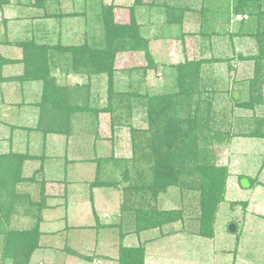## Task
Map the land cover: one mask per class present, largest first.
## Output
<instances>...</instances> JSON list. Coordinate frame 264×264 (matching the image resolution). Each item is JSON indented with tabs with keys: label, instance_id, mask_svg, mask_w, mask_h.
I'll list each match as a JSON object with an SVG mask.
<instances>
[{
	"label": "trees",
	"instance_id": "obj_1",
	"mask_svg": "<svg viewBox=\"0 0 264 264\" xmlns=\"http://www.w3.org/2000/svg\"><path fill=\"white\" fill-rule=\"evenodd\" d=\"M213 1L219 6L220 12H216V5L214 7L219 16L209 24V31H201L199 36L209 40L220 36L222 30H216V23L241 16L238 27L229 32V23L226 32L230 40L235 37L255 40L256 51L245 55L236 53L234 45H228L225 52H232L231 56L226 54L224 58H207L201 53L198 60L185 59L175 66L171 65L176 73V93L140 95L137 89L115 90L118 71L115 61L119 53L142 51L148 63L144 72L157 69L148 41L140 34L135 15L136 8L143 4V0H134L129 7L128 23L118 22L116 6L106 5L104 0H25L23 6L35 9L41 18L62 19L81 15L86 16L88 21L90 13L94 14L96 22L101 26V39L89 41L86 38L83 44L70 46H62L60 43L50 46L52 44L37 43L33 38L9 43L23 51L25 70L16 80L22 83H42V94L35 104L39 111L37 126L31 131L40 133L44 140L50 135L69 138L76 120L85 118L91 123L89 131L98 137L100 116L106 114L111 123L109 139L116 146L122 138V131L128 128L131 136L130 157H115L114 153L109 158L100 159L98 168H103L111 177L100 184H94L100 187L109 185L123 192V211H128L135 219L137 233L186 221L181 209L160 210V198L174 190L181 197L190 194L188 192L198 194V236L212 239L216 214L227 193L230 173L227 166L216 165L211 148L227 144L236 137L264 139V118L255 114L257 107L264 106V0ZM9 3L10 0H0V6ZM234 60L251 62L252 77L235 82L233 88L221 91L215 85L217 78L212 66L229 63V72L235 71L232 65ZM11 62L0 57V68ZM61 62L68 65L70 72L83 76L87 83L78 88L59 86L53 68ZM93 78H105L107 81V92L102 101L90 93V81ZM240 85L244 87L240 95L242 98L235 99L231 95L230 100L220 95L222 92L227 96L233 94V90ZM134 98L143 101L146 107L145 129H139L131 123ZM221 102L231 107V111L226 108L220 110L224 106L219 105ZM236 109L253 112V118L247 119L241 134L231 132L234 124L230 118ZM123 111L125 114H122ZM222 118H226L225 121ZM40 159L43 158L29 153L10 151L0 154L1 225L31 212L30 216H34L32 219L37 220L36 227H40L41 212L47 201L45 185L40 187V201H34L31 194L18 190L20 185L38 183L36 176L42 172L43 167L31 177H26L24 164ZM40 234L36 228L32 231H8L4 237L10 249L25 251L24 257L28 264L38 248ZM144 258L143 245L122 247L119 252L120 264H144Z\"/></svg>",
	"mask_w": 264,
	"mask_h": 264
},
{
	"label": "rangeland",
	"instance_id": "obj_2",
	"mask_svg": "<svg viewBox=\"0 0 264 264\" xmlns=\"http://www.w3.org/2000/svg\"><path fill=\"white\" fill-rule=\"evenodd\" d=\"M18 1L23 2L24 0H11L10 5L0 6V45H5V41L14 44L17 40H26L31 39L32 37L35 38L37 43H48V39H53L55 42L51 43L52 45L50 46L58 44V38H61L60 43L62 46L75 45L78 41L82 40L85 32L84 17H72L64 19L63 23H59L54 19L35 16L33 10L25 8L20 5ZM116 1H120L123 4H131L132 2V0ZM156 1L159 4L164 2V0ZM216 3L217 2L213 0H181L175 3V5L191 6L195 11L201 10V8L204 7L202 14L208 16L211 20L210 22H212V20L214 22V19L219 16V14H216L214 11ZM167 4L174 5L172 0L168 1ZM216 8V12H220L218 9L219 6L216 5ZM116 12L119 16L116 17L118 22L128 23V21H130V11L127 8L124 10V8L119 7L116 9ZM135 15L138 18L139 24L141 23L142 25V33L147 36V39H149L148 37H151L149 50L152 59L157 65V69H148L147 72H144L148 63L146 62L143 56L144 52L142 51H137L136 53H119L115 61V68L118 70L115 76L116 91L137 89L140 95H146V93L153 95L161 92L176 93V73L172 66L179 64L185 58L198 60L201 57V53L205 56H210L213 52L217 55L227 54L225 50L228 45H223L224 42L222 43L221 40H218L219 42L215 45V42L208 39L205 40L198 38L195 40V38L192 39V37L184 35L188 31H194L197 33L200 32V30L197 25H181L183 22L182 18H180L179 23H177V21L173 22L172 19L165 17L166 13L162 16L157 12V9L148 10L146 8L145 12H140L139 7L136 8ZM192 17H194V15ZM200 19L201 17L199 16V21ZM237 19H241V17H237ZM3 20L5 21V24L2 22ZM92 22L93 28L97 29L96 35L98 37L96 36V39L100 40L101 26L96 22L94 24V21ZM196 23L198 24V21H196ZM229 23L230 28H235L239 25V21L235 20L234 17L233 20L226 22L223 21L222 23H216L215 25L219 24L218 31L222 29V32L226 34V25ZM47 37L49 38L47 39ZM222 38L224 39V36ZM253 42V40H248L246 45H243L242 48H240V51L249 54L250 47L254 46L253 44L255 42ZM252 51L254 52L255 50ZM227 55L231 56L232 52ZM19 56L20 54H18L17 57ZM228 64L229 63H223L212 66L216 73L215 77L217 78V83L215 85H217L218 89L220 88L221 91L233 88L235 82L239 83L240 80H247V78L252 77L253 66L250 62L247 63L234 60L232 65L234 64L236 70L231 72L228 70ZM141 65L144 67H139ZM17 68L18 67H14V69ZM61 68L62 70L58 73V69ZM61 68L54 70V75L57 78L59 77L58 81L60 84H65L66 81L69 85L81 82L79 78L73 77L72 75L68 78L58 76L59 74L63 75L64 71H69L68 65L62 64V62ZM139 69L140 73L138 75L137 71H139ZM84 82L86 84L87 80ZM17 85L18 87L20 86V84L16 83L15 86ZM15 90H17V88H15ZM91 90L93 96L102 101L107 92L106 79H93L91 82ZM243 90L244 87L240 85L233 90V94H228L227 96L225 92H222L220 95H222L223 98L227 97L230 99L231 95L234 97L235 94H237L239 99L242 98ZM17 91L20 92V88ZM13 96L14 97L11 96V100H19V97L16 94ZM1 97L2 96L0 95V101ZM8 100H10L9 97ZM23 100L24 99H20L19 102H22ZM26 101L28 100L26 99ZM99 103L103 106L102 102ZM143 103V101L138 100L137 98L132 99L131 123L139 129H145L147 126L146 107ZM221 104L224 106H222L220 110L226 108L228 111H231V107L229 108V106H225L223 102L219 103V105ZM16 106L11 108V110L9 109L8 112L6 110L7 107L5 108V106L0 104L1 121L20 126L19 120H21L22 125L26 127H34L36 119H33V115L28 114V116H23V112H21L20 119L18 113L20 107H18V105ZM26 110L29 111V113H34L36 109L30 107ZM124 110L126 111V109ZM122 114H125V112L123 111ZM255 114L260 118H264V106L258 107ZM252 116L253 112L236 109L234 115L230 118L231 121L233 120L234 124H231V132L236 134L243 133L245 130L244 123L248 122L247 119L253 118ZM224 119L222 118L221 120L225 121ZM237 120H239L238 123ZM89 124L90 121L88 119L84 118L80 121L77 120L75 128L78 129L73 131L74 136L77 135L75 138H73V135L70 140H66L67 138L61 136H49L46 140V148L45 144H43V141L45 142V140L40 133H28L22 129L8 128L7 126L0 124V153L7 150L10 134H12L14 140H16L15 146L13 147V150L15 151H27V147H30V145H28L30 142V144H32V153L37 154L38 156H42L45 153L47 156L49 155L53 157V159L46 162L38 161L37 163H31L28 171L29 173H32L34 168L39 169L41 165L43 169L45 168V176L49 180L50 178L56 177L64 178L66 166L63 167L65 165V160L63 158L65 157V154L70 156L69 159L72 157L74 158L75 156L82 157L79 153L80 150L84 152L83 149H89L88 146L90 144L92 146L93 144H96L97 146L100 143L99 155L102 157H109L108 155L114 154L118 147L123 149V151H118L121 154V157H127L125 154L126 150L129 151L130 157L131 136L128 128H124L122 131V138L117 141L116 146H113V142L109 139L111 135V123L106 114L100 116V126L98 128L100 133L98 139H96L97 135H94L93 132L89 131ZM238 124L239 126H237ZM82 133H85V135ZM74 139H78V141H74ZM101 140H104V142L102 143ZM94 148L97 150L96 147ZM211 149L213 150V160L216 165L227 166L228 169L230 168L229 172L231 174L227 185L226 199L224 198V201L220 203L216 214L214 237L212 239H207L198 236V217L200 212L198 194H196V192H188L190 194H185L181 197L180 194L178 195L177 192L172 190L168 195L163 196L164 199L160 201L159 205L160 210L181 209L185 213V220H187L184 223L178 222L167 225L162 231V234L165 235L162 237L164 239L148 245L147 250L149 253V259H147V262H149V264H151V262H154V264H264V218L263 220L258 218L262 214L264 215V173L263 176L261 175L259 178L261 184L258 186L251 188L250 185L249 187H244L241 184L242 179H247L249 181L246 177L255 180L257 172L260 169L259 166H262L264 160V140L236 137L227 144L216 145ZM73 169L75 170L74 172ZM68 170L71 172L68 176L71 181H93L95 178L94 164L91 163H79L72 167V169L69 167ZM237 173L240 174L236 175ZM239 175L245 176H243L244 178H242L240 182L238 178ZM99 179L106 180L105 176ZM85 187V190L87 191L88 186ZM57 189L61 190L62 187L58 186ZM88 192H91V190L89 189ZM99 192L100 191H97L98 198L96 199L97 202H95V205L99 206L97 207V210L98 215H100L101 223L106 224L111 222V219H103L102 216L104 212L113 213L117 210L118 204H120V199L119 195L113 190L107 191L105 195L100 192V196ZM59 194L61 195L62 192L58 191L56 197H58ZM73 194L75 195L77 192L73 191ZM78 196L81 197V195ZM88 198L90 199V194H88V197L85 198V200H82L81 198L73 200V202H75L73 205V212L71 213L73 218L79 219L80 217L84 218L90 215L89 203L91 204V201ZM98 199L100 200L98 201ZM238 202H244L247 204L245 211L243 210L239 212V209H235V205H238ZM255 212L258 214V217L252 216ZM107 215L108 214L105 215V218L109 217V215ZM88 218L90 219V216ZM32 221L31 224L25 221H20L21 224H19V222L16 224L15 220H13V222L10 220L7 224H0V231L2 230V232H0V264H27V260L24 257L25 251H16L7 247L5 242L6 236L4 237V235L12 230L32 231L36 228L40 230V227H36L37 220L35 219ZM81 222L87 224L88 219L84 218ZM231 223L237 224L236 233L232 234L228 231V226ZM107 228L108 227L105 225L100 230H93L92 234L86 231L80 233L77 230H72L66 233H63V231L55 232V234H50V236L47 234L43 235L40 230V235L43 236H41L38 248L35 250L37 254L36 256L34 255L35 252L32 254L28 264H79L81 259L78 255L79 253H83V250L86 251L85 255L87 256L96 254L95 258H97V256L101 258L104 255L101 252L99 253L100 249L98 246H101L103 243L106 246L112 244V236L109 233L111 231H107ZM44 230H48V227L45 226ZM156 233L159 234V232ZM156 233H152L153 238L158 237ZM132 237L134 236L129 237L126 244H135ZM87 240L89 241L87 242ZM115 243H118V240H116ZM96 247L98 248L96 249ZM114 247L115 246L112 244L113 252L115 251L118 253V249ZM54 250H56V252H54L55 255L53 253ZM113 252H111V254ZM6 255L10 257H5ZM65 258L67 260L65 263H62L61 260H64ZM99 261L100 260H97V262ZM81 264H84V262ZM85 264H96V261L91 263L85 262Z\"/></svg>",
	"mask_w": 264,
	"mask_h": 264
},
{
	"label": "crops",
	"instance_id": "obj_3",
	"mask_svg": "<svg viewBox=\"0 0 264 264\" xmlns=\"http://www.w3.org/2000/svg\"><path fill=\"white\" fill-rule=\"evenodd\" d=\"M24 1L23 2L22 1H20V2L18 1V2H19L20 5L23 6V3H25ZM168 1H170V0H164L163 3L159 4L156 0H143V2H142L143 4L141 6H138V7L140 9V12H142V11L145 12L146 8L148 10H156L157 9V12H159L162 16H164L165 13H166L165 17L172 19L173 22L177 21V23H179L180 18H182L183 22L181 23V25L182 24L183 25H186V24H188V25H197V27L199 28L200 32L201 31L205 32L206 30L209 31V24H211V22H210L211 20L209 19L208 16H204L202 14L203 13V7L201 8V10L195 11V9L194 8L192 9L191 6H177V5H175V3H177V2H179L181 0H172L174 5H172V4L168 5L167 4ZM104 2H105L106 5L113 4V5L116 6V9L121 7V8H124V10H126V8L129 10V7H131L133 5V3H134L133 0H132L131 4L130 3L123 4L120 1H116V0H104ZM10 4H11V0H10V3L8 5H10ZM24 7L28 8L29 10H33L35 12L34 13L35 16H38V14H40L35 9L29 8V7H26V6H24ZM151 7H154V8H151ZM116 9H115L116 17H119L117 15ZM165 11H167V12H165ZM91 12H93V11H91ZM174 13H176V14H174ZM193 15H194V17H192ZM199 16L201 17L200 21H199ZM79 17H84V20H85L84 21L85 32L83 34L82 40L78 41L77 44H75V45L83 44L86 38H88L89 41H91L92 39H96L98 37L96 35L97 34V29L93 28V22L92 21H94V24L96 22L94 14L90 13L88 21L85 19L86 16H81L80 15V16H74L73 18H79ZM237 17H241V16H235V20L240 22L241 19H237ZM69 18H72V17H69ZM69 18H62V19L50 18V19H54V20H57V22H59V23H63L64 19H69ZM136 19H137V23H138V25L140 27L141 36L144 39H146L148 41V44L150 45L151 37H148L149 39L146 38L147 36L144 35L142 33V31H141V26H142L141 23L139 24L137 17H136ZM196 21H198V24L196 23ZM2 22L5 24L4 20ZM215 28H216L217 31L219 30V26L218 25H216ZM235 29H236V27L235 28H230V29H228V31L231 32V30L233 31ZM220 30H222V29H220ZM200 32L195 33L194 31L193 32H189L188 31L184 35H187V37H192V39L195 38V40L198 39V38L206 40V38H201V36H199ZM223 33L224 32H221L220 36L211 38L210 41L215 42L214 43L215 45L219 42L218 40H221L222 43L224 42L223 45H234L236 53H242L243 51H240L241 50L240 48H242L243 45H246V42L248 40H252V39H248V38L239 39L237 37L233 38V40H230V38L228 36V33L227 34H225V33L223 34ZM223 36H224V39L222 38ZM48 38L49 37H47V39ZM33 39H35V38H33ZM79 39H80V37H79ZM26 40H28V39H26ZM17 41H24V40H17ZM47 41H48V43H45V44H51V43L55 42V41H53V39H48ZM253 41L255 42V40H253ZM57 42L60 43L61 42V38H58ZM4 44L5 45H0V57L3 58V59H6V60H11L12 62L9 63V64H3L2 67L0 68V95L2 96L0 104L2 106H5V108L7 107L6 110L8 112H9V109L11 110V108H13L14 106L18 105V107H20L19 111H18L19 117L21 115V112H23V116H25V115L28 116V114H31V115H33V119H36V122H35L36 124H34V127H26V126L22 125V121L18 119L19 122H20V126H17V124H10L8 122H3V121H1V118H0V124L4 125V126H7L8 128L10 127V128H14V129H22V130H25L28 133L29 132H34V131H31V129L33 130V129L36 128L37 119H38V113H39L38 108L35 106V104L40 100V97H41V94H42V83L41 82H37V81H34V82L33 81H25V82L22 83L19 80H16L18 77L23 75L24 70H25L24 62H22V60H23V51H22V49L20 47H18L16 45H11V44L9 45V43L7 41H5ZM253 45L254 46L250 47L251 49L249 50V52H250L249 54H251L253 52L252 50L256 51V42ZM18 54H20L21 57L20 56L17 57ZM243 54L248 55L247 53H243ZM200 55L202 56V54H200ZM224 55L225 54L217 55L215 52H213L210 56H206V57L207 58H212V57H214V58L222 57L223 58ZM143 56L145 58L144 54H143ZM183 61H181V62H183ZM247 63H249V62H247ZM62 64H64V63H62ZM19 66H22V67H19ZM142 66L143 65H141L139 67H142ZM252 66H253V64H252ZM14 67H18V68L14 69ZM58 68H61V63H59L58 66H56V68H53V75H54V70L58 69ZM60 70H62V68L58 69V73H60L59 72ZM139 73H140V69H139V71H137L138 75H139ZM70 75H72L73 77L79 78L81 80V82H76V83H73V84L69 85L67 83V81H66L65 84H60L59 81H58L59 77L57 78L55 75L54 76L57 79V84L59 86H69L71 88H78V87H81L83 84H85L84 81H86V79L83 76H81L79 74H75V73L70 72V71H68V72L64 71L63 75L59 74L58 76H63V77L68 78ZM93 79H95V78H93ZM93 79L90 81V93L91 94H92L91 82L93 81ZM16 83L20 84V86L19 87H18V85L15 86ZM15 88H17V90L20 88V92L15 90ZM15 94L19 97V100L20 99H24V100L22 102H19V100H11V96L14 97L13 95H15ZM8 97H9L10 100H8ZM26 99L28 101H26ZM30 107H33V108L36 109L34 113H29V111L26 110V109H29ZM259 110H260V108H259ZM102 115H105V114H102ZM106 116H108V115H106ZM20 119H21V117H20ZM76 122H77V120H76ZM99 123H100V121H99ZM75 129H78V128H75V125H74L72 127V133H71L70 137L67 138L66 140H68V139L70 140L72 138V135L74 136L73 131ZM82 134L85 135V133H82ZM50 136H53V135H50ZM76 136L77 135H75L73 138H75ZM88 136H90V135H88ZM61 137H64V136H61ZM96 139H98V137H96ZM252 139H256V138H252ZM46 140H47V138H46ZM46 140H45V142L43 141V144H45V148L47 147ZM258 140H264V139H258ZM15 141L16 140H14L13 135L10 134L9 135V140H8V148H7V150H5L3 153H0V154H5V153H8L10 151L19 152V151L13 150L14 149L13 147L15 146ZM74 141H78V139L77 140L74 139ZM1 142H6V141H1ZM101 142L103 143L104 140H101ZM65 144H67V143H65ZM28 145H30V147L29 146L27 147L28 148L27 151L19 152V153H23V154L24 153H29V154L33 155L34 157H42L43 159L42 160L41 159L38 160L39 162L40 161L46 162V161H49V160L53 159V157H51L49 155L47 156V154H45V153L42 156H38L37 154L32 153L31 152V145L32 144H30V142H29ZM88 147H89L90 150L89 149H83L84 152H82L81 150L79 152L80 155H82V157H84L86 160L84 158H82L81 156L80 157L79 156H75L74 158L72 157V158L69 159L70 156L65 154V157L63 158L65 160V165L63 167L66 166L65 172H64V178L56 177V178H50V180H49L45 176L46 173H45V168H44L42 170V172L38 173L37 176H36V179L38 181L37 184H34V185H27V184L20 185L18 187V190H21V191H24L26 193L31 194L34 201H40V197H41V194H39L40 187L42 186V184L45 185V196L47 197V201H46L45 207L42 209L41 221H40V224H39L41 233L43 235L47 234L48 236H50V234H53V233L55 234V232L63 231V233H66V232H69V231H72V230H77L80 233H82L83 231H86V232H89L90 234H92L93 230H95V229H97V230L99 229L100 230L105 225L108 227L107 231H111L109 233L112 236L111 243L113 244V246H115L114 248L118 249V253L115 252V251H114L115 253L113 252L112 244L106 246L103 243L101 246H98L99 249H100L99 253L100 252L103 253V255H104L103 257L99 258L97 256V258H95L96 254L91 255V256H87V255H85L86 251L83 250L84 252L83 253H79V255H78L80 257V259H81L79 261L80 263L78 262L79 264H81L83 262H84V264H85V262L91 263L93 261H96V264H119V250L122 247H124V248H135V247H138L140 245H143L144 248H145L144 264H149V262H147V259H149V253H148L147 247H148V245H150L153 242H156V241H159L161 239H164V238H162L163 237L162 236V231L164 230V227L162 229L155 228V229H152V230L141 231V232L137 233L136 225L134 223L135 219L130 215V213L128 211L127 212L123 211L124 204H125L124 200H123V192L121 190L115 189L114 187H110L108 184H106V185H108L106 187H100V185H95L94 184L95 182H99V184H100L103 181V180H99V178H101V177L105 176V179L107 177H111V175L110 176L107 175V173L105 172V170L103 168H98L99 167V163L98 162H99L100 159L111 157L112 154L108 155L109 157L100 156L99 155L100 154V151H99L100 143L97 146H96V144H93V146L90 144ZM94 147H96L97 150H95ZM119 150L123 151V149L118 147L116 149V152H115V157H121V154L118 152ZM125 154H126L127 157H129V151L126 150ZM58 158H60V157H58ZM38 161H28V162H26L24 164V175L26 177H31L34 174V172H36L38 170L37 168H34L32 173L31 172L29 173V171H28L29 168H30L31 163H37ZM79 163H91V164H94L95 178L93 179V181L75 182V181L69 180L68 176H69V173L71 174V172H70V170H68V168L71 167V169H72V167H74L76 164H79ZM40 167H42V166L40 165ZM259 168H258L259 170L257 172L255 180H253V179L251 180V178L246 177L252 183V184H250L251 188L261 184V182H259V178H260L261 175L263 176V173H264L263 172L264 171V160H263L262 166H259ZM98 169H100V170H98ZM229 170H230V168H229ZM74 171L75 170L73 169V172ZM238 174H240V173H237L236 175H238ZM243 176L239 175L238 178H240V177L244 178L245 176L244 177ZM229 177H231V176H229ZM228 183H229V179H228L227 185H228ZM58 186L62 187V189L61 190L57 189ZM85 186H88L87 191L85 190L86 189ZM89 189L91 190V192H88ZM109 190H113L119 195L120 204H118L117 210H115L113 213L104 212L102 218L103 219H111V222H108V223L104 224V223H101L100 215H98V210H97V207H99V206L95 205V202H97L96 199L98 198L97 191H100V192H102L105 195V193L107 191H109ZM58 191L62 192V194L61 195L59 194V196L56 197V194H58ZM73 191L77 192V194L74 195ZM100 192H99V196H100ZM88 194H90V199L89 198L88 199L91 201V204L89 203V206H90V212H89L90 219L88 218L89 216L88 217H84V218L88 219L87 224H84V223L81 222L84 218H81V217L79 219L73 218L71 213L73 212V205L75 203V202H73V200L80 199V198L82 200H85V198L88 197ZM78 195H81V197H79ZM163 199H164V197L162 196V198H160V201H162ZM225 199H226V197H225ZM99 200L100 199H98V201ZM159 205H160V203H159ZM236 208H237V210L239 209V212L243 211V210L245 211L246 208H247V204H245L244 202H238V205H235V209ZM106 214H108L109 217L105 218ZM254 214H256V215H254ZM254 214L252 215L253 217H258V214L256 212ZM183 215H184V220H185V213ZM32 218L33 217L30 216V214L29 215H25V216H21V217H17V218H15V223L17 224L19 222V224H21L20 221L21 222L25 221V222H28L29 224H31L33 222L32 220H34ZM258 218L263 220L264 215L262 214ZM180 223H182V222H180ZM45 226L48 227V230H44ZM83 228H85V229H83ZM153 232L154 233L159 232V234L156 233V235H158L159 238L158 237L157 238L156 237L153 238V236H152ZM43 235H41V236H43ZM131 236L135 237V238L132 237L134 239V241H135V244L128 245L126 243H127L128 239H129V237H131ZM116 240H118V243H115ZM88 241L89 240H87V242ZM98 247H96V249ZM93 251H95V250H93ZM54 252H56V250H54L53 253ZM111 252H113V253L111 254ZM36 254L37 253L35 252L34 255L36 256ZM54 255H55V253H54ZM66 260L67 259L65 258L64 260H61V262L65 263ZM97 260H100V261L97 262ZM151 264H154V262L153 263L151 262Z\"/></svg>",
	"mask_w": 264,
	"mask_h": 264
},
{
	"label": "water",
	"instance_id": "obj_4",
	"mask_svg": "<svg viewBox=\"0 0 264 264\" xmlns=\"http://www.w3.org/2000/svg\"><path fill=\"white\" fill-rule=\"evenodd\" d=\"M235 99H237L238 98V95L237 94H235ZM241 184L244 186V187H249V181L247 180V179H242V181H241ZM228 231L230 232V233H236V231H237V225L235 224V223H231L229 226H228Z\"/></svg>",
	"mask_w": 264,
	"mask_h": 264
}]
</instances>
